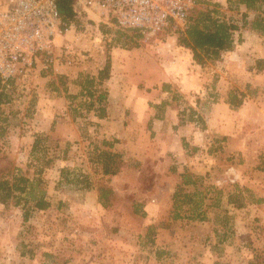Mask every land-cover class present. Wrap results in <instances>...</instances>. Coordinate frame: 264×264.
Listing matches in <instances>:
<instances>
[{
    "label": "rangeland",
    "instance_id": "1",
    "mask_svg": "<svg viewBox=\"0 0 264 264\" xmlns=\"http://www.w3.org/2000/svg\"><path fill=\"white\" fill-rule=\"evenodd\" d=\"M216 4L218 15L213 16L239 28L232 33L235 48L229 51L235 53L231 58L204 64L220 71L207 72L208 84L218 86L217 97L208 91L203 99L198 98L199 104L197 95L173 83L175 87L164 97L167 105L158 109L159 104L151 101L142 107L135 105L131 80L121 86L127 77L120 76L113 83V91L97 84L94 89L105 94L102 107L108 124L96 123L93 134L92 126L81 125L84 149L76 150V116L89 121L94 114L98 118V112L80 108L76 115V103L70 98H65L71 102L70 110L63 105L59 109L58 94L47 86L51 78L44 80L48 74L42 75L38 69L17 81L14 101L2 106L9 123L0 138V175L14 166L31 180L28 193L22 195L31 204L26 221L24 207H13L11 202L0 205V215H4L0 218V249L19 247L27 256L44 254L45 261L54 264H264V70L256 67L258 60L264 62L260 59L264 58V30H248L254 16L261 14L264 18V14L248 12L247 25L243 26L242 7L228 9L226 0H197L190 18L198 11L213 10ZM78 15L80 20L71 22V39L66 40L71 50L66 47L63 56L57 58L63 65L82 66L91 73L103 67L112 49H138L142 60L139 72H144L145 80L149 74V86L158 82L151 76L158 69L181 73L180 67L170 62L176 57L174 50L186 49L177 45V38L184 32L144 37L136 30L105 24L91 13ZM131 59L124 68L122 58L118 68L131 72ZM221 97L228 109L216 106ZM80 99L83 102L86 98ZM232 101L234 106L229 104ZM49 104L53 110L46 113L44 105ZM127 104L130 107L126 108ZM167 106L172 118L165 122L162 133L172 135L171 144L172 139L180 138L183 150L180 163L184 172L172 181L168 179L174 172L166 170L163 159L172 163L177 159L174 152L161 154L162 142L152 130L151 118L164 114ZM53 116L75 121L68 128L62 126L69 140L56 125H36ZM35 131L46 137L32 151ZM101 132L109 133L108 140L116 142L117 173L107 178L100 177L99 172L92 176L98 197L102 195L99 188L110 191L105 206L100 202L102 208L88 205L91 197L85 195L86 207L76 210V198H84L82 191H76V164L81 174L84 165L87 172V136L93 138L91 142H99ZM80 151L84 158L76 155ZM188 166H198V173L189 171ZM184 175L194 183L182 186L178 201L183 203L176 208L171 204V187L174 184L176 191ZM5 177L11 179L9 174ZM185 194L192 195L186 202L182 197ZM40 197L48 207L32 208L31 199ZM76 211L81 220L76 219Z\"/></svg>",
    "mask_w": 264,
    "mask_h": 264
},
{
    "label": "crops",
    "instance_id": "2",
    "mask_svg": "<svg viewBox=\"0 0 264 264\" xmlns=\"http://www.w3.org/2000/svg\"><path fill=\"white\" fill-rule=\"evenodd\" d=\"M241 11H245L244 7H242ZM72 29V28H71ZM241 30V29H240ZM249 31H251V29H248ZM69 33H67L65 36L63 37H59L56 39V44H57V48L55 51V61L53 66L48 70V71H42V75L44 74H48L46 77H44V80L50 79L51 80L49 82H47V86L48 88H51L53 93H57L58 94V101L57 104H60V108L61 109L63 106H65V109L70 110V104L71 102H66L65 98H70L72 100V103H76V108L77 105H79V103H81V87L79 85V81L83 80L84 77L90 73L89 71L84 70V67L82 66H67V65H63L62 63H60V59H57L58 57H62L63 53H64V49L66 47H70V44L68 42H66V40L68 41V39H71L70 36V31H68ZM241 32V31H239ZM175 43V42H174ZM76 44V42H75ZM233 44H235V41H233ZM60 46V47H59ZM235 47H232V50H234ZM182 49V48H180ZM180 49H176L174 50V54L176 55V57L174 58L173 62H170L171 64H174L175 67H180V72H161L160 69H158V72H152L151 76H156L157 78V83L152 82L149 86L148 85V81L149 80V74H147V80H145V75L144 72H139V67H141L142 65V60L140 61V59L138 58V55L140 54L138 51V49H132V50H124V49H112V51L109 52V59H110V75L109 78L105 81H103L102 83L99 84V86L102 85V87H107L108 90L113 91L114 90V85L113 83H115V81L122 76V78L127 77L128 81L124 82V84H122L121 86H126L127 83H129L130 81V87H132V91L135 95V99H134V103H136L135 105L137 106H143L144 103H146L147 101H151V102H155L157 104L162 103L163 101H165V95L168 93L167 91H172L174 84H176V86L178 88H183V89H188L191 94L193 95H197L196 96V102L200 104V101H197L198 98L201 96L203 99V94H207L208 91H212L214 93V95H216L215 97H217V92L219 91L218 86H215L216 88H214V86H210V84H208V73L207 72H220L219 70H217V68L211 64L207 65V67L211 66L212 68H214V70H212L211 68H207L206 65L200 66L194 63V61L192 60V54L190 51H186V49L182 50V52L180 51ZM184 51V52H183ZM235 51H226L223 52L220 56V58L215 61V62H225L228 59H230V55L234 54ZM225 56H224V55ZM133 57H137L135 59H131ZM122 58L125 59L124 63H125V67L129 66L127 64V62L130 60V63L132 64V67H134V69L131 72H123L122 70H120L118 67L120 66L119 63L120 61H122ZM260 59H264L261 58ZM129 63V62H128ZM194 64V65H193ZM185 68V69H184ZM102 68L98 67L96 70H92V72L88 75L93 76L96 78L97 72H99ZM40 72V71H39ZM168 73V74H166ZM223 77V75H220V77ZM168 77V78H167ZM213 77H215V80L218 79V75H213ZM221 77V78H222ZM161 78V79H160ZM59 82V83H58ZM174 83V84H173ZM97 85V84H96ZM165 87V88H164ZM214 89V90H213ZM228 90V88L226 89ZM60 92V93H59ZM66 94V95H65ZM199 95V96H198ZM209 95V94H208ZM207 95V97H208ZM205 97V96H204ZM125 101V100H124ZM168 102H170V100H167ZM205 104V102H204ZM63 105V106H62ZM62 106V107H61ZM201 106V105H200ZM216 106H218L221 110L223 109H228V105H226L224 103V99L223 97L218 99V103H216ZM130 107V104L126 105V108ZM168 109L165 110L164 114L157 116L152 115V124H154V128H152L153 131H157L156 133V137L158 140H160L162 143V149H159L161 154L163 153H168L169 152H174L173 156L176 157L177 162L172 163L171 161H167V159H163V162L166 164L167 167V171H172L174 172V175H171V177L168 179L169 181L172 180H177L181 178L182 173L184 172V165H182L180 163L181 161V152L183 151L180 147L179 144V139L177 138V140H173L172 139V144L170 143V140L172 138V135L169 132H165L162 133V127L163 125H165V122H167V120L171 119V109L169 108V106H167ZM45 108V112L46 113H50L52 112V105L49 104V106L44 105ZM79 109L76 110V115L79 114ZM92 117L94 119H89V121H84L83 119L80 118V116H76V150L77 148L80 150L81 148L84 149L83 146V141L84 138H82V130H81V125H89L92 126V134L95 132L97 125L96 123H103V124H108L107 122V118H102L99 119L96 117V115L94 114V116L92 115ZM151 118H148L149 120ZM138 119V118H137ZM143 117H140V120L142 121ZM44 120V119H43ZM36 123V125L38 126V124H42L44 123L47 124H51L56 125L57 126V130L61 131L63 135H66L65 138L67 140H69L70 138L67 137L66 132L62 129V126H66V128H68L69 126H71L72 124H74V120L73 119H62L60 117L54 119V116L51 120L46 119L45 121ZM95 121V122H93ZM33 123H35L34 121H32L31 126L33 128H35V125H33ZM102 124V125H103ZM174 124V123H173ZM23 125V124H21ZM43 126V125H42ZM28 126L26 125L25 128H27ZM99 127V126H98ZM156 127V129H155ZM166 129V125L164 126ZM37 128V127H36ZM171 130V128H170ZM22 132H24V130H22ZM27 134V133H25ZM90 135V134H89ZM110 135L109 133L107 134L106 132H101L100 136H98L97 138H101V139H108L107 136ZM36 137H39L43 140H45L46 135L38 134L35 131V134H32V144L34 142V140L36 139ZM44 137V138H43ZM70 137H73L70 136ZM83 139V140H82ZM87 139H90L88 145H86V150L87 153H84V156L86 155L89 158V146L91 141H93V138H90L89 136H87ZM83 142V143H82ZM78 143V144H77ZM32 146V145H31ZM83 152V151H82ZM81 151L77 152L80 154H77V156H81L82 158H84V156L82 155ZM114 152H115V146H114ZM158 152V150H156V153ZM169 155V154H168ZM83 160V159H82ZM165 164H164V168H165ZM174 165V166H171ZM21 167V166H20ZM97 167V168H95ZM84 168L86 170V165H84ZM22 171L23 168H21ZM189 171H194L195 173H198V166H188ZM84 170V173L81 174L79 171V169H77V164H76V191H82V197H84L82 200H78L76 198V210L78 208H82V207H86L87 205V199L85 197H91L89 198V204L92 205H97L100 208L101 205L99 203V197H98V186L97 183L95 184L94 181L92 180V176L94 175L95 172H99L100 173V177H110V176H105L103 174H101L100 172V167L98 165H94L92 163L89 164V168L87 170V172ZM162 170H163V166H162ZM83 172V171H82ZM31 181V180H30ZM84 184V185H82ZM183 188L185 187H191L192 185H182ZM175 185L173 184L171 187V191L172 193H174L175 191ZM173 198V195L171 196ZM171 204H174V199H171ZM78 207V208H77ZM83 209V208H82ZM4 215H0V218L3 217ZM76 219L77 220H81L82 216L79 212L76 211ZM1 230H0V237H1ZM7 253V254H6ZM26 255V251L25 250H21L19 247H15L14 249L12 248H3L0 249V258L2 259V262L0 261V264H54V263H50L45 261V256L43 254L42 256H38L35 254H30L27 257ZM19 258L21 260H19ZM40 260H38V259ZM61 264H65V263H61Z\"/></svg>",
    "mask_w": 264,
    "mask_h": 264
},
{
    "label": "built area",
    "instance_id": "3",
    "mask_svg": "<svg viewBox=\"0 0 264 264\" xmlns=\"http://www.w3.org/2000/svg\"><path fill=\"white\" fill-rule=\"evenodd\" d=\"M73 2L78 14L91 13L105 24L110 22L120 30H136L144 37L185 32L197 4V0ZM72 27L71 22L61 19L54 0L0 1L1 82L20 81L36 69L49 70L56 59V39L65 36Z\"/></svg>",
    "mask_w": 264,
    "mask_h": 264
},
{
    "label": "trees",
    "instance_id": "4",
    "mask_svg": "<svg viewBox=\"0 0 264 264\" xmlns=\"http://www.w3.org/2000/svg\"><path fill=\"white\" fill-rule=\"evenodd\" d=\"M54 1L57 5L59 15L64 22L68 23L74 21L76 23L80 20L81 16L78 15V9L73 0ZM226 3L228 9L232 7H244L245 12L242 13L243 26L247 25L245 19L248 16V12L258 13L261 11L264 14V8H262L264 0H226ZM213 7V10L198 11L194 17H191L188 28L184 34H181L177 38V45L190 50L192 60L195 64L200 66H203L206 62L217 61L222 52L231 50L233 47L232 33L239 29L235 24L229 23L224 19H219L218 16H213L215 14L218 15L217 8L219 5L216 4ZM260 15H255L254 19L249 23L251 30H264V18ZM263 63L262 60L257 61L256 67L258 70H264V68L261 67ZM109 75L110 59L109 55H107L102 69L97 72L96 78L87 74L83 80L79 81L81 96L86 99L77 105L76 110L80 108H84L88 111L95 109V111L98 112V118L102 119L104 117L102 102L105 100V94L94 88L96 84H100L107 80ZM17 84L16 80H10L5 83H2L0 80V138L6 129V125L9 123L8 118L3 116L5 112L2 106L11 104L14 101L15 98L12 96L16 95ZM229 104L234 106L233 101ZM166 105V103L162 102L157 108L162 109ZM9 114L15 116V113L9 112ZM42 140L43 139L36 137L31 146V150L36 151L40 147ZM115 143L114 140L102 139L99 142H91L89 146L88 159L90 163L98 165L101 174L105 176H112L117 173L116 160L119 158V155L114 152ZM6 174L11 175V179L5 177ZM182 178V185L194 183L189 181V176L187 175L182 176ZM182 185L178 186L173 194L176 208L183 203L178 201V198L182 195ZM29 186L31 187L30 180L25 175L19 174V170L14 166L8 169L6 173H1L0 175V205L7 206L11 202L13 207H24V221L28 219V204L31 203H29L26 198H23L22 195L28 193ZM99 192L102 193V195H99V202L105 206L107 201L106 196L110 191L101 187L99 188ZM182 197L186 202L192 195L185 194ZM31 200L33 201L32 208L42 210L48 207L43 197Z\"/></svg>",
    "mask_w": 264,
    "mask_h": 264
}]
</instances>
